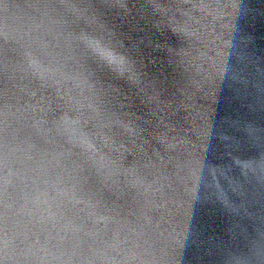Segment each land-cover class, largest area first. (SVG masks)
<instances>
[{"label": "water", "instance_id": "1", "mask_svg": "<svg viewBox=\"0 0 264 264\" xmlns=\"http://www.w3.org/2000/svg\"><path fill=\"white\" fill-rule=\"evenodd\" d=\"M190 2L0 0V264H264V0Z\"/></svg>", "mask_w": 264, "mask_h": 264}, {"label": "clouds", "instance_id": "2", "mask_svg": "<svg viewBox=\"0 0 264 264\" xmlns=\"http://www.w3.org/2000/svg\"><path fill=\"white\" fill-rule=\"evenodd\" d=\"M8 6L5 5V8ZM216 8L215 0H191L186 12L187 20L180 31L189 41L190 52L192 54V63L195 62V54L198 53L200 45L203 42L206 25L214 14ZM80 40V55L85 59H92L97 63L103 64L112 71L123 74L122 65L127 62L123 57L115 53L110 46L105 42L103 36L81 35ZM24 48V56L30 61L43 60L50 54L46 45L40 43L35 38L29 41ZM80 148L78 156L86 162L103 163L109 161V157L105 156L98 150H92L88 147V142L84 141L76 144ZM47 211L46 208H41V214ZM142 264H151V252L145 249L142 254ZM8 259V240H5V264Z\"/></svg>", "mask_w": 264, "mask_h": 264}]
</instances>
